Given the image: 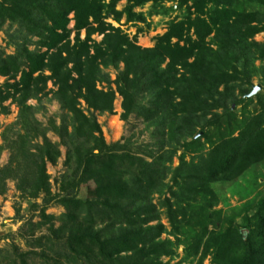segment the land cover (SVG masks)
I'll return each instance as SVG.
<instances>
[{"label": "trees", "instance_id": "16d2710c", "mask_svg": "<svg viewBox=\"0 0 264 264\" xmlns=\"http://www.w3.org/2000/svg\"><path fill=\"white\" fill-rule=\"evenodd\" d=\"M118 1L0 0V30L14 26L4 31L13 51L0 46V113L17 107L0 131V153L9 152L0 194L13 181L39 217L25 222L27 249L0 248V264H33L35 257L41 264H202L206 257L209 264H264V193L243 205L238 224L233 215L222 220L220 210L209 212L213 183L264 161V96H245L253 75L264 82V41L253 40L264 32V12L247 9L264 0H177L182 14L149 47L136 43L141 27L128 36L108 19L143 23L136 7L150 3L149 13L157 14L174 6L125 0L117 9ZM108 67L118 69L113 79L103 72ZM49 95L64 110L59 124L35 117ZM117 95L121 119L134 114L156 128L152 144L133 150L129 140H104L96 116L113 113ZM60 145L66 169L52 193L46 167L59 158ZM86 181L93 191L79 197ZM155 195L162 197L157 204ZM50 203L64 212L46 213ZM42 227L47 232L35 235ZM178 246L182 254L169 263Z\"/></svg>", "mask_w": 264, "mask_h": 264}, {"label": "rangeland", "instance_id": "374dc122", "mask_svg": "<svg viewBox=\"0 0 264 264\" xmlns=\"http://www.w3.org/2000/svg\"><path fill=\"white\" fill-rule=\"evenodd\" d=\"M177 0H169L163 2L165 7L174 6L173 10H168L166 13L159 12L157 14H150V3H146L141 7H136L135 11H141L144 14L145 22H130L124 23L123 19L120 22L116 23L111 19V23L115 26H119L120 29L128 34V36H132L138 27H141V31L137 33L136 43L142 47L152 46L154 43V37L158 34H162L165 31V28L168 24V21L172 18L179 17L182 14V9L176 8ZM125 4V0H120L116 3V8L121 9ZM247 9L258 10L264 12V6L257 5L255 3H251L247 6ZM72 25V22L69 23V27ZM14 26L8 28L7 23H4L2 26V30H0V46L4 47L7 53H11L13 48L6 44L7 36L5 35V30H13ZM83 35V32L80 33ZM95 40L100 39V35H93ZM253 40L257 42L264 41V32H259L253 36ZM29 48H33V45H30ZM263 63V61L256 59L254 60V64L259 66ZM122 68V64L118 65V69ZM116 68L108 67L104 68L103 72H107L110 79L115 77L117 72ZM5 80L4 77L0 76V83ZM252 85L259 84L260 89L255 93V95L260 94L264 96V82L260 79L258 75L251 77ZM99 87L105 86L104 83H99ZM48 87H50V83H48ZM236 94L238 91H235ZM248 93V92H247ZM50 99L41 98L39 102V110L35 113V117L41 121L43 124L48 122V119L53 118L55 123L59 124L61 116L64 115V110H62L59 106V103L49 95ZM31 104H37L36 100L30 99L27 101ZM8 104V101L5 102ZM120 97L117 95L113 102V113H102L96 116L97 122L99 123L102 131V135L104 140L107 143L120 141L123 142L125 140H129L130 144L133 147V150L139 148L141 144L153 143L156 138L152 137V134L156 135L157 131L154 126H146L141 118L135 116L134 114H130L127 119L123 120L119 117L120 109ZM256 103L252 101L247 108L251 111L256 107ZM242 104L236 106V111L239 113ZM218 112L221 109H217ZM17 115V107L13 104H9V113L1 114L0 113V131L7 124L12 123ZM240 116V114H238ZM198 130V128H197ZM47 138L52 142H58L59 138L52 132L48 131L46 133ZM189 140V138H186ZM2 143L0 138V144ZM60 156L54 164H47L46 171L50 175L51 182V191L52 193L57 192L58 190V182L56 178L59 177V174L62 173L66 167L63 164L66 147L63 145L59 146ZM177 154L182 153V148L179 147L177 149ZM9 152L6 149H3L0 153V165H3L7 162ZM185 159H190V154L185 155ZM178 164L177 157H173L172 166H176ZM169 177V176H168ZM7 190L5 193L0 194V248L11 251L12 247L10 243L16 245L19 250H26V242L24 238L25 230V222L30 217L33 221L39 219L37 215V208L30 206L29 201L26 197L20 195V193L15 189L14 182L8 180L7 181ZM212 189L215 192L216 202L213 206L209 208V212L214 214V210H220L221 219L225 220L229 218V216L233 215V222L238 224L241 221L238 212L241 210L243 205L246 202L257 199L264 193V161H261L257 164L252 165L246 172L240 174L238 177L230 180V181H218L213 183ZM93 191V184L91 181L83 182L79 185L77 195L79 197H88L90 192ZM167 195V194H166ZM42 199V195L35 199V202L40 204ZM162 199V197L154 196L153 202L156 204L158 200ZM203 200H200V202ZM164 208L160 209V221L169 229L166 215L164 213ZM46 213L53 214L58 216L64 209L57 203H50L46 210ZM32 215V216H31ZM151 223H155L152 221ZM58 224L57 221H54V225ZM225 222H223V225ZM210 228V225H208ZM46 227H42L39 231H36L34 234L39 235L41 233H46ZM167 236L166 233L162 234L161 237ZM169 238L173 239L172 236ZM182 246H178L176 252L178 255L169 260V263H173L179 259V256L182 254ZM163 261L167 260V257L162 258ZM33 264H41L39 258H34ZM202 264H209V257L203 259Z\"/></svg>", "mask_w": 264, "mask_h": 264}, {"label": "water", "instance_id": "95a60500", "mask_svg": "<svg viewBox=\"0 0 264 264\" xmlns=\"http://www.w3.org/2000/svg\"><path fill=\"white\" fill-rule=\"evenodd\" d=\"M259 89H260L259 84L253 85L251 90L248 93H246L245 96L250 97V96L254 95Z\"/></svg>", "mask_w": 264, "mask_h": 264}, {"label": "crops", "instance_id": "0c3cea01", "mask_svg": "<svg viewBox=\"0 0 264 264\" xmlns=\"http://www.w3.org/2000/svg\"><path fill=\"white\" fill-rule=\"evenodd\" d=\"M83 36V35H82Z\"/></svg>", "mask_w": 264, "mask_h": 264}]
</instances>
